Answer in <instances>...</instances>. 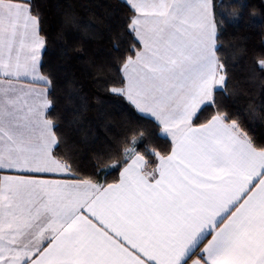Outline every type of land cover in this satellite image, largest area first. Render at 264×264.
Wrapping results in <instances>:
<instances>
[{
    "label": "snow or ice",
    "instance_id": "6c2138e0",
    "mask_svg": "<svg viewBox=\"0 0 264 264\" xmlns=\"http://www.w3.org/2000/svg\"><path fill=\"white\" fill-rule=\"evenodd\" d=\"M121 2L132 43L105 90L170 149L128 128L85 176L51 115L39 4L0 0V264H264V135L230 111L244 93L219 54L240 13L218 0ZM63 23L78 26L68 13ZM68 101L78 124L87 104Z\"/></svg>",
    "mask_w": 264,
    "mask_h": 264
},
{
    "label": "trees",
    "instance_id": "16d2710c",
    "mask_svg": "<svg viewBox=\"0 0 264 264\" xmlns=\"http://www.w3.org/2000/svg\"><path fill=\"white\" fill-rule=\"evenodd\" d=\"M218 2L225 5L218 11L240 13L239 18L231 17L222 36L219 54L230 66L237 65L233 68V86L242 89L244 94L225 102L230 111L238 113L244 124L259 137L264 135V108L261 107L264 68L259 64L264 60V0ZM37 3L44 19V31L50 38L43 59L44 71L50 72L54 78L50 94L54 101L51 115L69 146L75 150L80 174L86 176L94 170L99 172V166L93 167L98 164V157H104L112 147L110 141L122 138L128 128L144 126L152 129L147 147L162 153L169 151V140L155 135L158 129L139 119L125 99L105 90V81L118 75V58L132 43V37L123 27L129 15L128 7L121 0H37ZM66 13L75 17L78 26L69 27L63 23ZM241 49L245 50L242 58ZM69 96L87 104L78 124L73 123L76 104L69 103ZM211 111L205 109L201 112L197 122L207 119ZM106 129H111L107 138ZM144 147L141 145L140 150L144 151ZM148 159L154 160L153 157ZM118 175L119 170L113 171L107 179L111 182Z\"/></svg>",
    "mask_w": 264,
    "mask_h": 264
},
{
    "label": "crops",
    "instance_id": "0c3cea01",
    "mask_svg": "<svg viewBox=\"0 0 264 264\" xmlns=\"http://www.w3.org/2000/svg\"><path fill=\"white\" fill-rule=\"evenodd\" d=\"M0 174H3V173H0ZM118 177H119V175H118ZM48 178H59V177H48ZM118 179V178H117Z\"/></svg>",
    "mask_w": 264,
    "mask_h": 264
}]
</instances>
